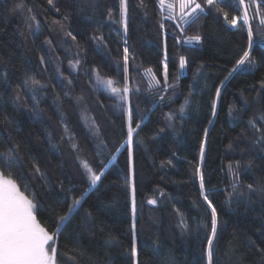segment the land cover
Listing matches in <instances>:
<instances>
[{"label":"trees","instance_id":"1","mask_svg":"<svg viewBox=\"0 0 264 264\" xmlns=\"http://www.w3.org/2000/svg\"><path fill=\"white\" fill-rule=\"evenodd\" d=\"M144 3L146 7H141L139 0H128L126 37L130 45L127 84L133 126L142 121L133 143L131 173L136 201V262L208 264L211 210L200 195L195 172L199 166L206 194L218 213L214 264H264V193H249L246 188L250 183L264 185V143L257 142L261 133L248 126L249 118L264 114V27L253 21L254 43L249 49L246 30L233 29L223 12L213 7L184 33H199L201 41L178 45L179 29L172 21L162 20L158 0ZM17 4H22L23 10L16 8ZM222 7L229 18L241 11L232 0ZM109 9L117 22L107 19ZM31 14L40 22L38 35L25 24ZM53 20L60 21L63 30ZM118 20L119 0H95V4L91 0H54L53 5L48 0H0V74L6 73L11 85H0V151L19 146V171L29 185L26 194L34 193L42 226L55 231L56 217L67 209L72 197L83 195L89 187L77 156L88 160L97 173L101 161L108 165L95 190L87 193L80 212L57 240L61 264H134L128 150L125 147L116 152L127 137L128 121L120 106L94 88L97 73L118 81L120 87L125 84L123 27ZM69 31L76 36L75 41L66 36ZM94 35L104 37L101 45L92 40ZM45 37L53 43L45 44ZM165 45L168 82L174 85L167 91L162 87ZM245 50L250 51L255 63L229 75ZM181 55L187 60L183 74L179 69ZM75 59L81 63L73 70L69 60ZM147 68L161 80L159 89H149ZM31 76L46 85L38 90V115L29 110L31 100L23 95V87L19 91L28 107L23 103L13 107L15 85H23ZM62 76L72 83L59 82ZM217 87L221 88L218 99ZM57 94L63 98L59 106L54 103ZM78 96H83L80 104L75 101ZM213 100L217 103L215 116ZM181 105H185L183 114L179 112ZM84 112L86 120L81 118ZM168 113L175 114L171 127ZM92 121L100 130L99 137L86 127V122L91 126ZM64 124L75 141H69ZM257 126L261 127L259 122ZM50 137L56 149L50 148ZM201 141H205L203 159ZM72 142L79 145L78 151H72ZM34 164L46 173L47 184L33 177ZM229 164L239 174V188L231 198V185L236 181ZM149 198H156L158 203L149 205ZM85 210L91 212V219L85 216ZM181 218L187 230L181 227Z\"/></svg>","mask_w":264,"mask_h":264},{"label":"snow or ice","instance_id":"2","mask_svg":"<svg viewBox=\"0 0 264 264\" xmlns=\"http://www.w3.org/2000/svg\"><path fill=\"white\" fill-rule=\"evenodd\" d=\"M95 4V0H91ZM228 0H203V3L199 0H158V5L161 12L162 20L172 21L175 25V28L179 29V36L176 39V43L193 45L198 44L201 41V35L199 33L191 36H185L184 33L186 28L196 23L202 15H206L207 11L215 7L218 11L223 12L225 21L233 28L239 29L243 28L247 32L248 37V46L251 49L254 43V31L252 27L253 21L258 20L259 26L264 27V0H232V3L236 5L240 11L239 15H232L229 18V13L223 11L222 5H225ZM49 5H53L54 0H48ZM141 7H146L144 0H139ZM16 8L23 10L22 4H17ZM27 11L32 13L33 10L28 8ZM59 11V9H57ZM166 13V14H165ZM67 19V16L64 17ZM107 19L114 20V13L112 9H109L107 12ZM118 22L123 27V72L125 78V84L123 87L118 86V81L113 80L112 78H103L98 73L96 75L95 90L106 91L110 96L115 97L118 101H122L125 105H130V93L131 89L127 84L129 79V55H130V45L128 44L127 35H128V0H119V20ZM53 24H59L60 29L63 30V24L60 21L53 20ZM25 24L32 31L33 35H38L40 32V22L37 20L35 14H31L25 18ZM33 26H35L33 31ZM160 28L164 29L165 24L160 23ZM119 35V32H118ZM66 36L71 37L73 41L76 40V36L72 32H67ZM97 45H101L104 41V37L101 35H94L92 37ZM45 44L51 45L53 42L45 37ZM106 47V45H104ZM41 64L45 63L43 56L40 58ZM81 61L79 59L69 60V66L71 69L76 70L77 65ZM119 64V61H117ZM163 63V90L167 91L169 88L174 87V85L169 84L168 82V64H167V46L165 45V60ZM255 63V59L251 57L250 51L245 50L239 59L236 60L234 67L232 68L229 75L232 73L242 71L245 69L246 65H252ZM187 60L186 57H179V69L180 74L184 73L186 68ZM59 72L60 70L57 69ZM95 71V70H94ZM62 75V74H61ZM145 75L149 78V89L161 87V80L157 78V75L153 72L152 68L145 69ZM228 77H225L227 80ZM63 80H67L68 84L72 83L71 79H68L67 76H62V80L59 81L62 83ZM0 85L10 87L8 83L7 74H0ZM223 85V81H221ZM26 89L24 96H27L31 100L30 111L34 115L39 114V103L40 99L38 96V90L46 88V85L42 84L40 80L36 79L35 76L26 78L23 81V85L16 84L13 91L15 92V98L13 107L19 106L21 103L25 107H28L27 100H24L19 89ZM262 91H264V84L261 86ZM139 91V88L136 89ZM221 88H216V97H220ZM3 95V92L0 91V96ZM67 96V93H65ZM163 101L164 97H160ZM83 100V96L75 97L77 104H80ZM63 98L58 94L55 97L54 103H57L59 106L62 103ZM187 104V98L185 100ZM122 106V105H118ZM185 105H181L179 112L183 114ZM127 114V137L123 143L116 149V152L119 153L122 148L127 147L128 157H129V178L127 181V187L131 190L132 193V214H133V244L131 248V255L133 258L134 264H137L136 258L138 256L136 241H135V215H136V201H135V186L132 180V152H133V143L135 140L136 134L141 127L142 121L135 123L133 126V109L129 106L124 109ZM217 113V103L216 100L212 101V115L215 116ZM231 115V110L229 112ZM167 120L169 121V126H172V122L175 119L174 113L166 114ZM82 119L86 120V112L82 113ZM5 120L8 119L7 116L4 117ZM63 124V117L61 118ZM260 123L261 127H258L257 124ZM211 124L212 121L210 120ZM64 126V132L68 135L69 141H75L74 135L69 133V129L66 124ZM248 126L255 131L261 133L257 137V142L264 143V114L259 115L258 117H251L248 120ZM86 127H90L94 137H99L100 130L95 125V121H92L91 126L86 122ZM163 131V129H161ZM208 129H205V137H207ZM63 139V136L61 137ZM100 143H103L101 140ZM51 149H56V144H50ZM71 149L73 152L79 150V145L75 142L71 143ZM231 147V145H230ZM18 145H13L7 150L0 151V264H61L62 255L59 253L57 240L60 234L63 232L64 228L67 227L69 222L72 221L73 217L76 216L82 206L83 201L88 192L95 190L98 183L101 181L102 176L104 175V168H107L108 165L104 164L101 161L102 168L99 173H97L88 160L82 159L77 156L80 168L83 169L87 175L89 181V187L85 190V193L79 197H72L71 202L68 203L67 209L62 210V214H59L55 220V231L50 232L46 227L42 226L41 222L37 219L39 214V206L36 204L34 199V193L32 195H27L26 191L28 190L29 185L24 183V176L21 171H19L21 166V158L18 155ZM201 159H203L205 153V141H201L200 145ZM115 155L113 160H115ZM170 163V161H169ZM249 166L251 161L248 162ZM239 162L236 163V168H239ZM7 169V171H5ZM13 169H17V172H13ZM229 172L232 173L234 182L231 187L233 192L229 193V198L236 193L239 188V174L233 170L232 164L228 165ZM196 176L200 180V195L203 198L204 202L207 204V207L211 210V232L207 235L208 248L206 250L207 262L208 264H214L213 256V244L214 238L217 234L218 229V213L217 209L214 206L213 202L209 200L208 195L206 194L204 175L201 167H197ZM34 178L44 180L45 184L48 183L46 179V173L43 172L38 164L33 165ZM22 188L24 190H22ZM246 188L249 193L260 192L264 193V185L259 187L254 184H247ZM64 190V189H62ZM71 191V189H67ZM160 196L163 197V191L160 192ZM149 205H156L158 203L156 198H149L147 200ZM85 216L91 219V212L85 210ZM181 227L187 230V224L181 218ZM199 227V226H198ZM206 227V226H205ZM66 256L67 254H63ZM69 259H74V257H69Z\"/></svg>","mask_w":264,"mask_h":264},{"label":"rangeland","instance_id":"3","mask_svg":"<svg viewBox=\"0 0 264 264\" xmlns=\"http://www.w3.org/2000/svg\"><path fill=\"white\" fill-rule=\"evenodd\" d=\"M241 11H242V10H241ZM54 69H55L56 73H58V71H57L58 68L56 67V65H54ZM95 82H96V80H95ZM122 87H123V86H122ZM101 93H103L104 96H105L107 99L113 100L115 104H117V105H122V106H120V107H121V109H122L124 112H125L124 109L127 108V107H129V105H125V104H123L122 101H118L115 97L110 96V94H109L108 92L101 90ZM125 113H126V112H125ZM126 117H127V114H126Z\"/></svg>","mask_w":264,"mask_h":264}]
</instances>
